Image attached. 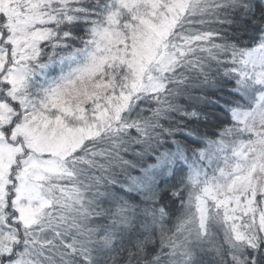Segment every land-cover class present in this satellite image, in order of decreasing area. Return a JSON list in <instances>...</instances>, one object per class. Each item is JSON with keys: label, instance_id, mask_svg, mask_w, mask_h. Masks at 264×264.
Listing matches in <instances>:
<instances>
[{"label": "snow or ice", "instance_id": "1", "mask_svg": "<svg viewBox=\"0 0 264 264\" xmlns=\"http://www.w3.org/2000/svg\"><path fill=\"white\" fill-rule=\"evenodd\" d=\"M0 264H264V0H0Z\"/></svg>", "mask_w": 264, "mask_h": 264}]
</instances>
